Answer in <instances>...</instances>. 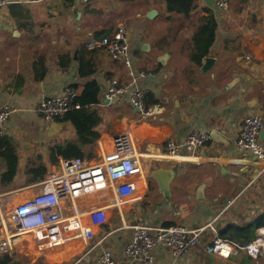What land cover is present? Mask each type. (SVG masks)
I'll list each match as a JSON object with an SVG mask.
<instances>
[{
    "label": "crops",
    "instance_id": "0c3cea01",
    "mask_svg": "<svg viewBox=\"0 0 264 264\" xmlns=\"http://www.w3.org/2000/svg\"><path fill=\"white\" fill-rule=\"evenodd\" d=\"M7 1L0 7V106L8 104L14 109L6 135L18 155L11 187L22 186L16 184L21 159L29 168L42 164L48 172L55 169L64 158L51 148L66 140L78 143L77 157L93 163L111 149L113 136L128 133L144 164L139 190L121 208L108 209L107 223L93 227V238L72 242L46 259L95 264L102 248L119 257L131 236L125 225L134 223L156 226L170 221L190 228L211 224L222 238L246 242L255 237L256 229L264 225V174H258L259 161L236 149L235 140L246 115L259 112L264 116V0H227L226 9H219L214 0H196L194 18L207 15L200 9L209 8L217 23L208 55L214 64L205 73L187 57L191 29L180 28L182 16L167 13L162 0ZM150 11L154 13L149 17ZM118 24L128 30L135 68L146 75L138 81L159 101L146 106L159 108L150 118L142 119L125 98L108 103L102 99L108 79L131 80L123 64L104 50L90 49L94 50L91 58L83 52L82 61L90 58L95 71L79 75L78 55L85 42L109 34ZM164 53L168 54L165 64L158 61ZM90 79L101 84L99 103L94 106L101 122L96 126L98 137L81 142L70 123L61 119L46 122L36 106L42 97L59 95L66 86L79 92ZM194 126L216 130L224 141L212 140L182 159L166 156V140L182 142ZM259 139L264 145V130ZM3 165L0 156V172ZM155 168L173 172L168 197L150 176ZM25 176L24 190L44 178L32 181L33 174ZM201 182L205 183L204 197L198 199L196 188ZM9 188L0 191L14 192ZM84 223L89 225L88 218ZM205 230L203 241L212 235L210 227ZM153 254V264H264V255L253 259L239 251L220 258L201 247L180 259L162 245Z\"/></svg>",
    "mask_w": 264,
    "mask_h": 264
},
{
    "label": "built area",
    "instance_id": "2783aa9c",
    "mask_svg": "<svg viewBox=\"0 0 264 264\" xmlns=\"http://www.w3.org/2000/svg\"><path fill=\"white\" fill-rule=\"evenodd\" d=\"M75 1L86 3L88 0ZM7 2L0 0V7ZM214 2L219 9L228 6L227 0ZM85 46L88 49H102L111 59L120 61L131 78L127 83L119 82L116 78L108 79L102 90L104 101L125 98L142 119L158 112V107L145 105L147 90L138 79L146 75L135 68L130 53L129 33L124 24H118L105 36L89 38ZM245 58L249 59V56ZM77 94L74 87L66 86L59 95L42 97L36 111L46 122L62 119L70 109L80 108L75 101ZM13 111L8 104L0 106V137L9 133L7 122ZM263 128L264 116L261 113L248 114L243 118L235 140L238 151L249 153L259 161L258 174H264V145L259 139ZM212 140L209 130L194 126L182 142L167 139L165 153L170 158L182 159L196 153ZM143 181L142 154L128 133L113 136L111 149L96 162L88 163L80 157L61 159L55 169L33 185L34 192L25 200L11 203V193L0 191V255H15L16 251L25 253L23 242L27 241V236L41 258L64 251L72 242L80 239L90 240L95 236L93 227L107 223L108 209L121 208L136 194ZM90 196H93L95 203ZM84 218H88L89 225L84 223ZM210 225L195 228L181 224L125 225L131 230V236L123 246L121 256L115 257L110 249L102 248L96 255L95 264H153V252L161 245L175 259L182 258L196 247L220 258H230L239 251H244L253 259L264 255V225L259 226L255 237L246 242L222 238ZM207 227L211 228L212 235L209 240L203 241Z\"/></svg>",
    "mask_w": 264,
    "mask_h": 264
},
{
    "label": "trees",
    "instance_id": "16d2710c",
    "mask_svg": "<svg viewBox=\"0 0 264 264\" xmlns=\"http://www.w3.org/2000/svg\"><path fill=\"white\" fill-rule=\"evenodd\" d=\"M167 13H176L182 16L180 28L189 30V37L186 39L187 57L191 64L195 67L201 65L203 58L210 54L212 44L216 38V19L209 8H201L200 10L207 15L194 18L196 9V0H162ZM103 34L98 37L105 36ZM93 51L85 48L79 50L78 59L80 65L78 72L80 76H88L94 73L95 68L90 62ZM83 52H89L90 58L82 61ZM43 75V74H42ZM41 75V76H42ZM101 84L96 79H90L83 83L78 92L75 101L80 104V108H72L62 117V121L70 123L77 136V140L81 142H93L99 135L96 126L101 122V116L94 107L99 103V93ZM158 99L154 98L151 92H147L145 96V105L156 104ZM78 143L66 140L63 143L55 144L51 150L56 152L64 159L77 157L76 150ZM0 156L4 161L3 168L0 172V188H9L12 186L17 173L18 155L13 141L8 136L0 137ZM47 172V167L39 164L36 167L28 168V174H33L32 181L41 180ZM173 224L170 221L164 222L163 225ZM0 264H22L17 255H0Z\"/></svg>",
    "mask_w": 264,
    "mask_h": 264
},
{
    "label": "rangeland",
    "instance_id": "374dc122",
    "mask_svg": "<svg viewBox=\"0 0 264 264\" xmlns=\"http://www.w3.org/2000/svg\"><path fill=\"white\" fill-rule=\"evenodd\" d=\"M28 165L29 164L24 163L22 159L19 162V169H22V172L18 176V179H17L18 181L16 184L20 183V185L22 186L16 185L14 187L9 188L10 190H14V192H11L10 194L13 198L11 200V203L15 204L17 202H20L24 200L27 196H30L32 192H34L35 186L33 185L36 184V182H34V184L32 185L33 187L29 188V190H24L25 189L24 181L26 179L25 173L27 172L29 168ZM0 190L3 191L2 188H0ZM26 239L30 240L28 236L26 237ZM23 244H24V248L26 249V252L25 253L18 252V251L15 252V255H17L18 259L21 261L22 264H61V263H58L60 260H55L53 258L46 259V258L38 257L37 256L38 253L36 252L35 246L30 241H24Z\"/></svg>",
    "mask_w": 264,
    "mask_h": 264
},
{
    "label": "water",
    "instance_id": "95a60500",
    "mask_svg": "<svg viewBox=\"0 0 264 264\" xmlns=\"http://www.w3.org/2000/svg\"><path fill=\"white\" fill-rule=\"evenodd\" d=\"M153 13H154V11H150L148 16L150 17ZM167 58H168V54L164 53L158 58V61L165 64ZM213 64H214V58L211 56H206L204 58V61L199 66V70L201 72L205 73L212 67ZM117 100H118V98H114L111 101H106V103L115 102ZM262 130H264V128ZM261 131H260V133H261ZM210 133H211V137L214 141H217V142H223L224 141L222 136H220V134L216 130H211ZM172 174H173L172 170L164 169V168H155V169H152L150 171V176L153 179L157 180L159 189L165 197H168V195H169L168 184H169V180H170ZM204 188H205L204 182H201L198 184V186L196 188V196L198 199H202L204 197Z\"/></svg>",
    "mask_w": 264,
    "mask_h": 264
}]
</instances>
